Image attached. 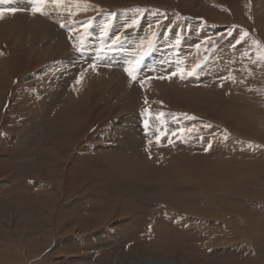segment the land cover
<instances>
[{
	"label": "rangeland",
	"instance_id": "obj_1",
	"mask_svg": "<svg viewBox=\"0 0 264 264\" xmlns=\"http://www.w3.org/2000/svg\"><path fill=\"white\" fill-rule=\"evenodd\" d=\"M255 1L61 0L59 4H45L44 15L34 14L57 26L58 35L63 38V42L66 40L77 59L75 66L69 68L73 70L70 76L58 77L48 86H38L44 81L45 74L57 75L56 67L61 63L67 66V62L58 57L48 61L45 51L39 55L29 45L20 52L17 59H13L19 65L11 64L13 74L8 81L5 80L4 88H0V239L4 238L2 232L6 230L27 232L30 225L40 226L39 219L31 223L33 217L30 213L16 209L14 199L19 198L15 195L24 188L31 190L32 200L38 199L40 186L45 184V177L48 176L45 167L53 168L47 159L50 156L60 159V156L50 155V152L59 150L66 160L63 159L64 164L60 161L61 166L54 168L48 181L62 182L63 192L57 207L65 214V222L69 224L61 226V229L51 224L47 226L53 230L51 234L56 238L46 253L43 250L50 234L37 235L40 253H36V258L27 264H94L96 260L95 264H156L153 258L157 257L173 259L172 264L257 262L258 256L264 255V249L256 253L253 247L248 248L259 247L252 241L253 245L248 242L251 246L244 242L239 245V238L250 240L244 235V225L227 244L219 241L216 231H209L210 250L207 251L205 246L202 251L206 250L207 255L200 254L204 246L203 235L208 230L198 228L199 220L196 218H200L201 210L206 209L193 200L198 199L200 193V169L219 166L220 163L215 161H221L219 156L230 158L228 160L232 168L247 162L246 157H252L249 154H254L256 160H260L258 163H262L264 143L238 137L228 126L234 128L230 122H227V126L219 124L223 121L218 123L219 113L189 109L178 105L175 99L177 91L179 94L187 93V86H190L205 89L208 93H202L210 95L214 102H225L237 111L243 107L247 109V103L230 104L229 97L239 93L234 85L239 77L250 71L249 62L252 58H255V65L264 63V59H260L262 52L258 54L259 57H255L257 45L264 52L263 36L257 28L249 25L244 27L241 23L259 21L264 24L261 6L253 5ZM24 3L30 4L29 1ZM52 6L59 7L57 11L64 18L62 21L52 19V12L49 11ZM0 8L5 9L3 3H0ZM79 12H89L90 15L76 16ZM248 14L253 18L250 19ZM245 37H248V43ZM6 48L5 45L1 46L4 51ZM116 53H120L123 59L114 60L116 56L112 55ZM108 54L112 55L106 57ZM159 57L162 58L158 61L160 70L151 62ZM244 58L248 60L247 63ZM229 64L233 66L234 72ZM239 65H242L243 71H249L243 72ZM129 68L133 70L135 79L126 71ZM219 70L222 73L220 76ZM106 73L109 78H106ZM182 77H188V80ZM223 78L229 79L227 82L233 80L232 89L224 88ZM251 78L254 82L258 80L254 76ZM104 79L109 82L121 80V84L116 87L113 83L106 84ZM150 80L153 85L178 84L179 90L175 88L167 91L168 104L163 98L154 96L155 92H147ZM85 83H90L88 87L93 88L87 106L84 101L78 100ZM121 86L125 90L120 94ZM256 86L258 91L250 88L240 94L250 91L248 94L264 100L259 88L261 85ZM136 95L141 98L135 108L133 103L132 109L135 112L131 116L136 118L131 121L124 116L126 112H122L121 108L127 109L126 97L131 96L135 102ZM50 97L56 99L52 102L56 104L55 107L41 114L43 102ZM61 106L63 108L60 113L67 114V117L59 118L61 122L56 123L68 121L64 119L70 115V125L66 128L47 129L49 121L57 118L55 113L59 112ZM220 106L226 107L224 104ZM236 123L242 126L238 121ZM261 125L264 131V124ZM249 130H256L258 136H264L260 129ZM63 137V144L59 145L56 139ZM135 137H146L141 147L134 148ZM132 138V147L126 156L122 157L113 151L115 146L119 150L127 148L121 147L120 143L132 141ZM69 140H75L72 146ZM238 145L244 148L243 151ZM26 148L29 151L35 150L34 154L25 157L23 151ZM206 155L209 156L203 158ZM140 165L145 168L142 174L133 170ZM57 167L63 169V172L56 173ZM131 170L135 173H128ZM248 190L253 193H247L246 198L252 199L254 194L252 201L240 199L235 202L248 212L246 215L251 222L254 216L252 218L261 223L256 239L260 247L264 248V221L260 222L263 213L259 204L264 202V191L259 193L256 188ZM137 193L142 196L137 197ZM44 200L50 201V198L45 197ZM252 202L256 203L255 206ZM110 205L115 210L108 213L110 209L105 210V207ZM33 214L37 215V212ZM176 214L180 215L177 219ZM23 216L28 219L24 223ZM186 217L192 219V222H186ZM39 232L40 229L36 234ZM11 238L16 245L21 246L18 234L12 232ZM243 244L248 246L244 248H248L249 253L242 252L240 247Z\"/></svg>",
	"mask_w": 264,
	"mask_h": 264
},
{
	"label": "bare ground",
	"instance_id": "obj_2",
	"mask_svg": "<svg viewBox=\"0 0 264 264\" xmlns=\"http://www.w3.org/2000/svg\"><path fill=\"white\" fill-rule=\"evenodd\" d=\"M16 1L17 0H9V2L3 3L4 8L7 10V9H11V8H16V6H17V8L23 9V10H19V11L15 12L14 14L5 15L3 19H0V88H4L5 80L9 79V77H11V74H13V69L11 70L13 65L14 66L19 65L18 62H16V63L13 62V59L14 60L17 59L18 53L23 49H27V46H29V45H32L33 49L36 50L39 55H40V53H42V51H45L46 52L45 58L48 61H51L55 57H58L60 59H63L65 62H67V66H64V64L61 63L56 67L57 68V71H56L57 75L50 76L51 75L50 73L45 74L44 75V81H42L38 86H41V85L48 86V84L49 85L52 84L58 77L70 76L71 73L73 72V70L70 71L69 68H71V67L73 68L75 66V64H76L75 61H76L77 57H74L76 54L72 53V51L69 49V46H68L66 40H65V42H63V38L60 35H58L59 29L57 28V26H55V24L51 23L46 18L40 17V15L39 16L34 15L32 12V9L30 8L31 4L24 3L23 1L16 3ZM206 1H208V0H206ZM83 2H84V0H83ZM262 3H263V0H256L253 5L257 4V5L261 6L262 15H264V8L262 7ZM12 4H15V6ZM47 4H49V3H47ZM49 9H50L49 11L52 12V15H51L52 19L59 20V21L60 20L62 21L64 19L62 17L61 13L59 11H57L59 9V7L57 8V6H52ZM86 9H87V7H86ZM80 15L89 16L90 13L89 12H83V13L79 12L78 14H76V16H80ZM248 17L250 19L253 18L251 14H248ZM74 19H75V17H74ZM241 23H242V25H244V27L249 25L250 27L257 28V31L259 32V34L261 36H263V38H264V24H261L259 21H252L249 24L248 23L244 24L241 21ZM65 29H64V32H65ZM76 32H78V31H76ZM88 33H89V31H88ZM230 37H232V36H230ZM238 38H239V36H238ZM64 39H65V37H64ZM248 40L249 39L247 37L246 43H248ZM210 42H212V41H210ZM234 43H235V41H234ZM257 43H259V42H257ZM4 45H5V47H7L6 51L1 49V46H4ZM156 45H157V43H156ZM201 45L203 46V44H201ZM250 45H252V44L250 43ZM253 45H255V44H253ZM37 46H38V48H36ZM85 46H86V44H85ZM202 46H200V47H202ZM103 48H105V47H103ZM71 49H72V47H71ZM249 50H251V49H249ZM132 51L133 50H131V52ZM261 52H263V48L259 45V47L258 46L256 47L255 53H256V55H258ZM78 53H80V52H78ZM107 53H105V54H107ZM111 55L108 54V55H106V57L111 56ZM256 55H255V57H259V55L258 56H256ZM90 56H91V54H90ZM112 56H116L114 58V60L120 61V59H123V56H121L120 53H116ZM247 57H248V55H247ZM161 59L162 58L159 57V59L156 58V60H153L151 62H153V64H156L157 68L159 69L158 61ZM244 60H245V58H244ZM262 60H260V61H262ZM247 61L248 60H245L246 63H247ZM241 62H243V61H241ZM11 64H13V65H11ZM229 65L231 67V64H229ZM236 65L238 66V63ZM241 66H240V69L242 68ZM218 69H219V67H218ZM75 70H77V69H75ZM241 70L243 71V68ZM245 70L246 69H244V71ZM249 70H246L249 72L246 75H244L243 77H239L237 84L234 85L235 90H237V92H239V93L236 94L234 92L235 94L230 95V97H229L230 104L235 103V104L241 105L242 103H247L248 105L245 106V107H247V109H244V107H243L242 110L237 111L232 106H230L229 104H226L225 102H222V101L214 102L213 98L210 95L203 94V93H208L205 89H200V88H195V87H190V86H187V93L179 94L178 91L176 92V98L175 99L178 101L177 104L180 106H186L189 109H191V108H194L195 110L202 109V110H208L209 112H213L216 114L219 113L220 119L218 120V123H219V121H223L222 123H219V124L227 126L228 125L227 122H230L234 126V128L230 125H228V126L232 129V131L236 135H239L238 137L242 136V137H245L244 139H246L248 141L264 143V136L263 135L258 136L257 135L258 133H255L256 130L254 132L249 130V129L257 128V129H260L262 132H264L262 125H261V124H264V100H262L261 98L255 97L252 94H248L250 91H248V93L240 94L241 91H243V90L246 91V90H249L250 88L252 89V91H258V88L256 85H261V86H259V88L264 95V63L263 64L258 63L255 65V58H254V60L252 58L249 62ZM11 71H12V73H11ZM228 71L231 72V70H228ZM253 71H255V72H253ZM230 72H229V74H231ZM232 72H234V69ZM218 73H219L218 74L219 76L222 75L220 70L218 71ZM141 74L143 75V72H141ZM144 75H146V74H144ZM146 76L149 77L148 74ZM251 76L257 77L258 78L257 82H254V80L251 78ZM160 77H159V79H160ZM106 78H109L108 73H106ZM182 79L188 80V77H182ZM228 80L229 79H227V78L222 79V81L224 82V86H225L224 88L232 89L231 85L234 84L233 80L230 79V81L227 82ZM119 81L121 82V80H119ZM104 82L106 84L107 83L108 84L113 83L116 87L120 86V84H121L120 82H116L115 80H113L112 82H109L107 79H104ZM180 82H181V80H180ZM246 83H252V84H246ZM73 84H75V83H73ZM89 84L85 83L84 87H83L84 90L81 91L83 93L79 92V95H78V97H79L78 100L84 101L85 106L89 105V103H87V102H89L88 97L90 95V92L93 90V88H91V86L88 87ZM175 88L176 89L178 88V90H179L178 84L158 83V84L153 85L152 80H150L147 84V92H149L150 90H151V92H155L154 96H156V97L158 96V97L163 98L168 104H169V100H167V98H166V93H167V91L173 90ZM119 89H120V91H119ZM119 89H118V91L120 94H121L122 90H125V88L122 86ZM124 94H127V93H124ZM147 97H148V95H147ZM135 98H136V101L134 102V99L131 100V96L126 97L125 105H126L127 109L123 110V108H121L122 112L123 111L126 112V114L124 116H126V118L128 120L130 119L131 121H134L136 118L135 116H131V113L135 112V109H132L133 103H134V108H135L136 103L138 102V100L141 97L139 98V96L136 95ZM55 100L56 99L50 97L46 101L43 102L42 108H41L42 114H44L45 111L47 112L49 108L52 109V107L53 108L55 107L56 104L52 103ZM221 104H224L226 107L220 106ZM260 106H262V108ZM61 108H63V106L60 107V109L58 110L59 112H57V114L55 113V115H56L55 117H57L58 119L56 118L57 120L55 119L53 121H49L48 125L46 126L47 129L53 130L54 128H57V129L66 128L70 125V122H71L70 115H69L68 119H64V120H68V121H65L64 123H59V124L56 123V121L61 122L62 119H59V118L67 117V114H63V113L61 114L60 113ZM172 109L173 110H182V109H176V108H172ZM184 112H185V110H184ZM190 112H194V111H190ZM236 121H238V123L242 124V126H244V128L242 126H240L239 124H237ZM258 132H259V130H258ZM67 133H68V131H67ZM67 133H66V135H67ZM66 135H65V137H66ZM72 135H73V133H72ZM65 137L56 139V142L59 143V145H62L63 139ZM126 138H128V135L126 136ZM135 138H136V142L134 144V148L135 147H141L143 139H145L146 137L145 138L144 137H142V138L135 137ZM252 139H255L257 141L252 140ZM74 141L75 140H73V141L69 140V145L72 146ZM217 141L218 140H216V142ZM132 143H133V138H132V141H125V142L123 141L120 143V146L121 147L122 146H128V147L123 149V150H119V148H117L115 146V149L113 151L119 153L120 156L124 157L130 151V149L132 147ZM244 144L245 143H243V145L242 144L241 145L244 146ZM241 145H238L239 148L241 147ZM251 147H253V146H251ZM236 148H237V146H236ZM242 148H240V149H242ZM219 149H220V146H219ZM243 149H242V151H243ZM32 151H29V149L26 148L25 151H23V154L25 155V157H28V156L34 154L35 150H32ZM252 151H254V150H252ZM256 151H257V149H256ZM239 152H241V151H239ZM50 155L60 156L61 160L55 159L51 156H50V158L47 159V161L49 162V164H51L53 166V168L45 167V172L48 173V176L45 177V180H46L45 184L43 186L42 185L40 186V190L38 191V193H39L38 199H36L35 201H34V199L32 200L31 199L32 196L30 194L31 190H29V189L27 190L26 188H24L23 191L21 190V193H17V195H15V196L19 197L20 199L19 198L14 199L16 209L30 213V215L33 217V220H32L33 222H31V223H35V220L39 219L41 221L40 226L30 225L31 227L28 228L27 232H25V231L23 232L21 230L15 231V230H11V229L2 232L4 238L0 239L1 240V242H0V264H27L31 260L35 259L36 258L35 254L39 252V246H40L39 245L40 240H39V237L37 235H39L41 233H43L44 235L45 234L48 235V233L50 234L49 237L47 236L48 241L46 242V247L43 250V251H45L44 253H46V250L50 246H53L52 244L54 242V238H56V237H53V235L51 234V232L53 230L47 228V226L51 224L52 226L55 225L56 228L61 229V226L63 227L66 224H69V223L65 222V219H66L65 214H62V212H60L58 207H57V205H58L57 201H59L62 197V192H63L61 189L62 182L59 180H49L48 181V179H50L53 175L54 168L56 166H61V164L63 165L65 159L63 158V154L59 150L55 153H53V151L50 152ZM235 155L236 154L234 153V156ZM249 155H251L252 157L250 156L251 158H249V159L246 157L247 162L242 163L239 166L237 165L238 166L237 168H232L230 166V161L228 160L230 158H225V157L219 156V159H221V161H217L215 159L216 162L220 163L219 166H216L213 169H209V168L200 169V172H199L200 175L198 178V187H199L200 193H199L198 199H194L193 201L195 203H197L198 206H199V204H201L200 207L207 210V211L201 210L200 218H196L197 221L199 220L198 228L202 227L205 230H208V232L204 233V235H203L205 237L203 239L204 246L200 249V254H202L203 256L207 255V253L205 252L207 249L210 250L208 248V245H209L208 243L211 241V233L209 231H216L217 233L215 235L219 239V241L220 242L223 241L225 244H227L231 241L232 236L236 232H238L243 227V225L246 228L244 230V231H246V233H244V235L248 236L250 240L245 239V240H247V241H245L244 239L239 238L238 239L240 241V243L238 242L239 245L242 242H244L246 245L249 246L250 244H252V242H254L259 247H257V246L255 247V246H251V245H250L251 247H248L245 244H243V247H240L242 252L245 251V254H246L248 252V248H252V247L254 248V251L256 253H259V251L261 249H264V248L260 247V245L258 244V241L256 239V234L260 233L259 230L261 228L260 227L261 223L259 224L258 219L252 218L254 216H252V217L250 216L252 219V222H251L249 217L246 215L248 212L246 213L242 208L239 207L238 203L235 202L236 200H240V199H245V201L247 200V202L252 201L254 194H252V199L246 198L247 193H250L252 191V190H250V192H249L248 189H251V188H254V189L256 188L257 190L259 189V193H260V191L261 192L264 191V189H261V187L264 188V164H263L264 161L261 160L262 163H258L260 160L259 161L256 160V158H255L256 156L254 157V154L253 155L249 154ZM208 156L209 155H206L203 158H207ZM197 158L198 157H196V159ZM216 158H218V157H216ZM63 159H64V161H63ZM177 159H179V158H177ZM60 161H62L61 164H60ZM234 162H235V160H234ZM125 163H127V162H125ZM200 164H201V162H200ZM141 165L136 167L137 170L136 169H133V170L140 173V174L144 173L145 168H142ZM133 170H131V172H128V173H131V174L135 173ZM55 172L56 173H62L63 169L57 167L55 169ZM43 191H48V193H44ZM252 193H253V191H252ZM259 193H258V195H259ZM136 196L140 198L142 196V194L139 195L137 193ZM45 197L50 198V201L49 200L45 201L44 200ZM253 204L255 206L256 203H253ZM259 204L261 205V209H262V213H263V215L260 218V222H263L264 221V202H262V203L260 202ZM241 205H242V203H241ZM113 206L117 207L116 204H113ZM113 206H111V205L106 206L105 210L110 209L108 211V213H110V212L115 210V207H113ZM256 208H257V205H256ZM60 210H63V208ZM220 211L223 213H220ZM36 212H37V215L33 214ZM101 213H104V212L101 211ZM188 214H190V213H188ZM175 216L177 219V217H179L180 215L176 214ZM222 216H226L229 219L223 218ZM181 218H182V216H181ZM27 220L28 219L26 217H24L23 223H24V221H27ZM186 222L191 223L192 219H190L189 217H186ZM208 223H209V225H208ZM6 226L9 227L7 224H6ZM39 229H40V232L36 234V231ZM12 232H13V234L19 235V238L21 240L20 241L21 246L16 245L14 243V241H12L13 240L11 238ZM241 232H243V231H241ZM262 240H264V238H262ZM232 244H234V242ZM235 244H237V243H235ZM205 246H206V250L202 251ZM8 247H10V248H8ZM244 247H248V248H244ZM218 250H220V249H218ZM43 251H42V254H43ZM214 252H216V250ZM53 253L55 254V252H53ZM209 253L213 254L212 252H209ZM157 258H153V263H156V264H168V263L172 264L173 263V259H164V258L157 259ZM198 259H199V257H198ZM96 262H97V260H96ZM246 264H264V255H262V254L259 255L257 262H255L254 260H251L249 262H246Z\"/></svg>",
	"mask_w": 264,
	"mask_h": 264
},
{
	"label": "snow or ice",
	"instance_id": "obj_3",
	"mask_svg": "<svg viewBox=\"0 0 264 264\" xmlns=\"http://www.w3.org/2000/svg\"><path fill=\"white\" fill-rule=\"evenodd\" d=\"M7 2H9V0H0V3H7ZM29 2L31 5H33V7H32L33 14L39 13L41 15H44L45 12L43 11V6L45 4H47L48 2H51L53 4H59L61 2V0H29ZM17 11H19V9L11 8V9L6 10V9L0 8V19H3L6 14H14ZM246 35H247V33H245V36ZM257 46L259 47V45H257ZM260 59H264V52L261 53ZM126 71L128 72L129 76L132 77V79H135V76L133 74V70L131 68L126 69ZM146 127H147V123H146ZM157 143H159V139L157 140Z\"/></svg>",
	"mask_w": 264,
	"mask_h": 264
},
{
	"label": "crops",
	"instance_id": "obj_4",
	"mask_svg": "<svg viewBox=\"0 0 264 264\" xmlns=\"http://www.w3.org/2000/svg\"><path fill=\"white\" fill-rule=\"evenodd\" d=\"M24 50H26V49H23V50H21L20 52H22V51H24ZM20 52L18 53V55H17V57L20 55ZM37 111V110H36ZM38 111H39V109H38ZM42 114V113H41ZM65 160H66V157H65Z\"/></svg>",
	"mask_w": 264,
	"mask_h": 264
}]
</instances>
